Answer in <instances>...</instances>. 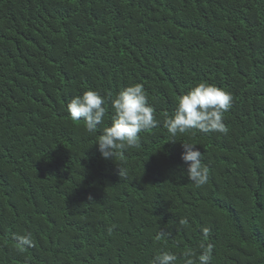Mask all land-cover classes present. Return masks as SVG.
<instances>
[{
  "label": "trees",
  "instance_id": "1",
  "mask_svg": "<svg viewBox=\"0 0 264 264\" xmlns=\"http://www.w3.org/2000/svg\"><path fill=\"white\" fill-rule=\"evenodd\" d=\"M202 82L231 95L227 132L171 137ZM134 84L158 124L104 159L110 99ZM86 90L106 99L95 133L67 111ZM202 244L210 264H264V0H0V264H183Z\"/></svg>",
  "mask_w": 264,
  "mask_h": 264
},
{
  "label": "clouds",
  "instance_id": "2",
  "mask_svg": "<svg viewBox=\"0 0 264 264\" xmlns=\"http://www.w3.org/2000/svg\"><path fill=\"white\" fill-rule=\"evenodd\" d=\"M231 101V95L224 90L214 85L199 83L179 98L175 114L166 117L164 127L171 137L194 129L202 133H226L223 116L231 107ZM105 103V97L99 92L86 90L82 95L71 99L67 104V111L71 120H83L86 131L95 133L104 121ZM110 106L113 111L111 124L103 128L96 142L104 159H113L117 150L136 146L139 140L138 134L155 128L158 124L141 84H134L119 91L110 99ZM182 147L184 151L181 154V160L187 166L188 179L196 187L205 185L209 179V170L202 165L201 151L193 144L182 143ZM118 174L123 177L126 172L119 168ZM185 223L186 221H181V224ZM207 231L203 229L205 234ZM17 240L21 247L33 246L30 234L19 236ZM200 247L202 251L198 256L191 249L185 251L183 264H210L211 245L205 247L202 244ZM176 261L177 256L174 253L163 251L153 257L152 264H176Z\"/></svg>",
  "mask_w": 264,
  "mask_h": 264
}]
</instances>
